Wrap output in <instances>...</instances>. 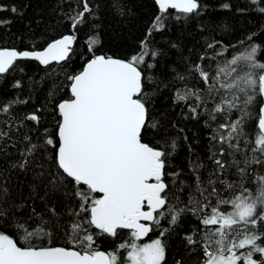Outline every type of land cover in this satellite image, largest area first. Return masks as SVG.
<instances>
[{
    "label": "snow or ice",
    "instance_id": "6c2138e0",
    "mask_svg": "<svg viewBox=\"0 0 264 264\" xmlns=\"http://www.w3.org/2000/svg\"><path fill=\"white\" fill-rule=\"evenodd\" d=\"M155 3L160 13L178 9L185 19L208 7L202 0ZM63 4L72 29L95 15L91 0ZM250 4L264 14V0ZM115 7L120 16H134L120 0ZM5 11L24 15L0 0ZM164 20L156 16L148 35L164 29ZM11 23L0 17V27ZM96 27L86 38L82 69L66 76L68 97L57 101L49 93V114L58 117L51 130L41 129L40 108L13 115L14 105L27 100L0 105L6 117L0 119V264H168L167 239L185 223L182 239L187 254L198 253L197 264H264V41L255 32L234 43L213 38L195 62L185 58L169 70L160 68L163 50L147 38L127 58L100 51ZM77 39L70 33L40 47H0V80L20 60L68 63ZM170 76L181 84L174 100L187 108L184 118L203 122L211 145L205 159L188 144L196 159L171 170L177 138L146 142L149 129L162 127L152 119L146 89ZM29 173L25 184L19 174ZM121 231L127 241L101 250L103 240Z\"/></svg>",
    "mask_w": 264,
    "mask_h": 264
},
{
    "label": "trees",
    "instance_id": "16d2710c",
    "mask_svg": "<svg viewBox=\"0 0 264 264\" xmlns=\"http://www.w3.org/2000/svg\"><path fill=\"white\" fill-rule=\"evenodd\" d=\"M2 2L15 4L17 8L24 10V15L21 17L7 11L0 13V17L12 20L10 25L0 27V47H15L23 50L30 46L40 47L49 38H59L63 34L75 33L78 37L74 44L75 54L68 63L62 65L54 63L46 67L36 61L20 60L17 61L14 70L5 74L3 80H0V105L14 99L27 100V104L14 105L13 115L22 116L40 108L43 116L41 129L47 127L51 130L55 119H58L49 114L52 111L49 93L55 92L57 101L68 97L69 82L66 76L80 71L86 62L85 56L81 54H86V38L94 34L93 24L97 26L95 33H98L102 39L103 47L100 51L119 58H127L133 53H138L141 41L147 38L150 44L163 50L164 57L160 61V68L167 67L169 70L182 66L185 58L195 62L197 56L203 54L205 42L213 38L223 39L227 44L229 41L234 43L241 37L255 32L258 34L257 42L264 41V14L256 11L250 0H202V3L208 7L199 16L188 19L183 18V14L176 9L160 13L155 0H120L122 6H131L134 13L131 18L117 14L116 0H91L95 15L89 17V22L78 26L77 29H72L71 22L62 18V13L68 12L63 0H2ZM223 4H230L231 7L225 9L222 7ZM158 15L165 17V28L149 36V29L152 28ZM178 16L181 18L177 19ZM169 41L178 43L179 47L171 48ZM21 68L22 72L19 70ZM154 74L159 76V71L154 70ZM17 80L21 81L20 88L13 87ZM180 87V82L173 83V78L170 76L163 84L146 89L152 98L150 105L152 119L159 121L162 126L157 130L149 129L146 133V142L155 143L162 136L177 138L179 147L172 159L170 170L187 168L189 158L196 159L195 156L190 157L188 144H191L195 152L205 159L211 146L208 140L209 129L203 122L196 123L185 119L187 108L183 103L178 105L175 102V92ZM45 106L47 111L43 110ZM4 118L6 117L0 114V119ZM173 123L177 127H173ZM32 126L31 123L28 124L29 128ZM181 128L184 132L179 131ZM184 136L189 137L187 142L183 140ZM19 179L27 184L31 180V174L26 176L19 174ZM24 191L27 193L28 189L25 187ZM188 227L189 224L185 223L183 230L177 229L179 234L174 233L168 237V264H174L173 256L183 257L185 264H197L198 253L187 254L182 239ZM149 238H155V234H150ZM127 239V231H121L116 238L103 240L101 250H113L116 245Z\"/></svg>",
    "mask_w": 264,
    "mask_h": 264
},
{
    "label": "water",
    "instance_id": "95a60500",
    "mask_svg": "<svg viewBox=\"0 0 264 264\" xmlns=\"http://www.w3.org/2000/svg\"><path fill=\"white\" fill-rule=\"evenodd\" d=\"M176 10H178V9H176ZM179 11V10H178ZM7 48H9V47H7ZM54 64V63H53ZM42 66H44V65H42ZM146 239V238H145Z\"/></svg>",
    "mask_w": 264,
    "mask_h": 264
}]
</instances>
